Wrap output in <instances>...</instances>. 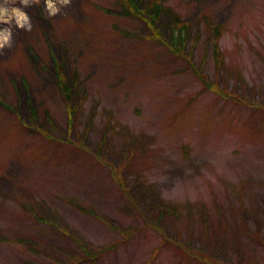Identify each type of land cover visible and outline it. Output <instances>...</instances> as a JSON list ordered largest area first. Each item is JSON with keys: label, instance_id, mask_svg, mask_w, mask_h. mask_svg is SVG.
<instances>
[{"label": "rangeland", "instance_id": "rangeland-1", "mask_svg": "<svg viewBox=\"0 0 264 264\" xmlns=\"http://www.w3.org/2000/svg\"><path fill=\"white\" fill-rule=\"evenodd\" d=\"M159 1L0 0V264H264V0Z\"/></svg>", "mask_w": 264, "mask_h": 264}, {"label": "trees", "instance_id": "trees-1", "mask_svg": "<svg viewBox=\"0 0 264 264\" xmlns=\"http://www.w3.org/2000/svg\"><path fill=\"white\" fill-rule=\"evenodd\" d=\"M120 4L122 5V14L127 17H134L139 20H141L149 30L152 31V37L156 39L160 44L165 45L170 53L173 54H182V50L184 47V43L186 41V34L182 33L186 31V28H188V25L179 22V19L177 16H175V21L173 24V29L170 35L168 36L167 40L164 39V36H162L159 33V20L163 14H172L171 11L167 8H165L159 0H119ZM212 30L215 31V35L218 33L217 27L211 26ZM213 49L217 50V42H214ZM186 60L188 61L189 66L191 65V62L189 61V57H186ZM218 62V60H217ZM64 66L58 62L55 65V73L54 76L58 81V86L61 94L69 104L72 102L73 95L72 91L77 86L76 75L71 79V83L68 84L65 82V79L62 75V69ZM193 69V68H192ZM193 72L198 76L200 81L205 85L207 89H212L214 92H216L218 95L220 94L222 97L227 99H232L233 101L237 102L238 105L244 104L245 102L242 101L238 96H234L233 94L227 92L226 90L220 89L218 87H213L210 85L204 78L203 74L193 69ZM121 168V167H120ZM113 172H117L119 169L116 167H113ZM116 175V173H115ZM118 182H121V176L117 175ZM21 206L24 208V210L29 211L31 214H35V211L33 207H31L28 204L21 203ZM161 210L165 213H176L175 210L171 209V207H164L161 208ZM88 213H91L90 211H87ZM95 215V214H94ZM42 222L54 229H56L55 223H50L48 221L42 220ZM101 252V251H100ZM99 252V253H100ZM85 257L89 258L91 260H95L96 254H92L89 251L84 250Z\"/></svg>", "mask_w": 264, "mask_h": 264}, {"label": "clouds", "instance_id": "clouds-1", "mask_svg": "<svg viewBox=\"0 0 264 264\" xmlns=\"http://www.w3.org/2000/svg\"><path fill=\"white\" fill-rule=\"evenodd\" d=\"M22 2L27 5L28 0H22ZM63 3L67 4L69 0H62ZM51 6V5H50ZM8 15L3 9H0V20H3L4 17ZM13 15L17 18V23L23 27L24 23L27 22L26 16H24L22 13H20L18 10H13ZM9 19H11V16H9ZM7 35L3 32H0V47H3L4 43L7 42Z\"/></svg>", "mask_w": 264, "mask_h": 264}]
</instances>
